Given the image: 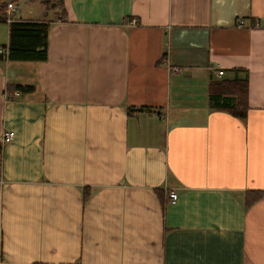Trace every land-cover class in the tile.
<instances>
[{
	"label": "crops",
	"instance_id": "crops-1",
	"mask_svg": "<svg viewBox=\"0 0 264 264\" xmlns=\"http://www.w3.org/2000/svg\"><path fill=\"white\" fill-rule=\"evenodd\" d=\"M10 2L50 28L0 53V264H264V0H0L2 48Z\"/></svg>",
	"mask_w": 264,
	"mask_h": 264
},
{
	"label": "trees",
	"instance_id": "trees-1",
	"mask_svg": "<svg viewBox=\"0 0 264 264\" xmlns=\"http://www.w3.org/2000/svg\"><path fill=\"white\" fill-rule=\"evenodd\" d=\"M50 23L40 20H15L10 23L7 58L19 61H45L48 58ZM30 91L32 87L15 86L9 91ZM212 107L225 110L232 115L245 118L249 110V82L247 78L221 79L211 83ZM142 109V108H141ZM131 110V109H130ZM3 144L0 141V156ZM1 173V164H0ZM263 196L251 192L246 196V206L252 205Z\"/></svg>",
	"mask_w": 264,
	"mask_h": 264
},
{
	"label": "built area",
	"instance_id": "built-area-1",
	"mask_svg": "<svg viewBox=\"0 0 264 264\" xmlns=\"http://www.w3.org/2000/svg\"><path fill=\"white\" fill-rule=\"evenodd\" d=\"M15 9H16V5L13 4L12 2L8 3L6 8H5V13H6V19L8 21H12L13 19V16H14V13H15ZM133 22H135V20L133 19ZM245 23H244V19L242 18H239L238 19V25L239 26H243ZM0 53H5L7 54L8 53V49L7 48H2L0 47ZM219 74L220 75H223L224 74V71L223 70H220L219 71ZM14 131H9L7 132L4 137H3V142H7V141H10L14 138ZM178 198H179V194L176 192V191H170L169 192V200H170V203L174 204L178 201ZM1 237H2V228H1V225H0V240H1Z\"/></svg>",
	"mask_w": 264,
	"mask_h": 264
},
{
	"label": "rangeland",
	"instance_id": "rangeland-1",
	"mask_svg": "<svg viewBox=\"0 0 264 264\" xmlns=\"http://www.w3.org/2000/svg\"><path fill=\"white\" fill-rule=\"evenodd\" d=\"M23 5L25 6V3Z\"/></svg>",
	"mask_w": 264,
	"mask_h": 264
}]
</instances>
